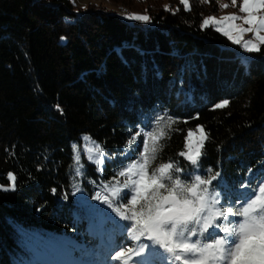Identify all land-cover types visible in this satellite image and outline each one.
I'll return each mask as SVG.
<instances>
[{"label": "trees", "instance_id": "16d2710c", "mask_svg": "<svg viewBox=\"0 0 264 264\" xmlns=\"http://www.w3.org/2000/svg\"><path fill=\"white\" fill-rule=\"evenodd\" d=\"M109 1L151 22L95 2L75 10L70 0H0V184L16 177L14 191H0V264L28 262L19 231L85 228L96 192L129 162L130 130L151 131L158 117L176 123L152 168L178 161L191 170L179 153L188 131L202 126L200 172L221 173L213 186L227 199L264 178V46L245 53L213 27L201 29L218 0H189L191 10L181 0ZM82 134L106 153L101 173Z\"/></svg>", "mask_w": 264, "mask_h": 264}, {"label": "snow or ice", "instance_id": "6c2138e0", "mask_svg": "<svg viewBox=\"0 0 264 264\" xmlns=\"http://www.w3.org/2000/svg\"><path fill=\"white\" fill-rule=\"evenodd\" d=\"M181 3L185 10H191L189 0H181ZM231 6L236 7L237 0H231ZM238 9L244 15L233 13L220 18L210 15L202 20L200 27H214L243 52L258 53L264 46L261 34L264 33V0H240ZM124 16L128 20L151 22L147 14L125 13ZM238 20L242 23H236ZM246 33H251L252 38L244 39ZM60 39L64 41L66 37ZM248 59L244 57L241 61L245 70ZM227 104L224 100L214 107L219 109ZM162 120L163 117H158L151 131L130 130L125 145L128 151L122 153L129 162L122 161L112 180L102 185L101 191L93 197L107 206L104 212L118 228V232L107 234L106 244L101 241L105 254L99 264H264V178L255 184L246 181L241 185L243 191L234 199H227L225 192L213 186L221 173L213 175L209 168L205 178L200 172L199 162L208 139L202 126L188 131L185 150L179 153L190 163L191 170L185 172L178 161L152 168L163 148L160 141L176 123L171 117L160 123ZM140 137L144 138L143 148L137 151ZM82 139L87 142L90 137ZM73 149L77 152L75 175L80 176L83 174L80 156L76 145ZM86 151L90 154L88 159L96 165L105 163L107 156L100 144ZM7 179L8 186H0V191L15 190V175L9 172ZM76 190L81 191L78 187ZM52 192L55 194L56 189ZM117 235L121 242H117ZM129 241L131 246H128Z\"/></svg>", "mask_w": 264, "mask_h": 264}, {"label": "rangeland", "instance_id": "374dc122", "mask_svg": "<svg viewBox=\"0 0 264 264\" xmlns=\"http://www.w3.org/2000/svg\"><path fill=\"white\" fill-rule=\"evenodd\" d=\"M218 1L220 2V5L228 4L229 7L220 8L218 12L210 13L204 16V18L210 15L220 18L221 16L233 13L241 16L244 15L243 13H239L238 5L240 0H237L236 7L231 6V0ZM71 2L74 5L75 10L85 8L89 2H95L100 5L102 4L116 11L123 18H125V13L145 14L142 12L130 11L124 6L115 2H110L109 0H71ZM236 23H242V21L238 20ZM244 27H247V25H244ZM261 34L264 35V33ZM243 38L250 39L252 38V34L246 33ZM237 46L242 50L239 45ZM196 128L193 131H195ZM85 136L89 137L87 134L81 135L84 154L86 159L93 163L88 159L90 154L87 153L86 149L97 142L91 138L86 142L82 139ZM93 164L98 173H101L103 165L98 166L95 163ZM106 183L108 182H104L102 185ZM0 186L7 187L8 184H0ZM98 191H101V189ZM96 201L97 206L91 207L87 211H91L92 216L88 219L85 228H82L81 226L75 231H71L64 235H40L37 232L19 231L22 245L28 254V262H21V264H82V262L83 264H99L105 254V248L101 247V241L103 240L106 244L107 234L109 232H118V228L113 221H110L107 218V215L104 212V209H106L107 206L102 204L99 200ZM107 211L112 212L111 209H107ZM112 215L115 216L116 214L112 212ZM116 219L119 220V217L117 216ZM121 223L129 222L121 221ZM116 240L117 242H121V238L118 235L116 236ZM131 243L132 242L129 241L128 246H131Z\"/></svg>", "mask_w": 264, "mask_h": 264}, {"label": "crops", "instance_id": "0c3cea01", "mask_svg": "<svg viewBox=\"0 0 264 264\" xmlns=\"http://www.w3.org/2000/svg\"><path fill=\"white\" fill-rule=\"evenodd\" d=\"M70 2H71V0H70ZM72 3V2H71Z\"/></svg>", "mask_w": 264, "mask_h": 264}]
</instances>
